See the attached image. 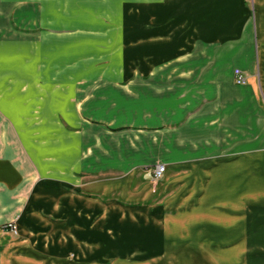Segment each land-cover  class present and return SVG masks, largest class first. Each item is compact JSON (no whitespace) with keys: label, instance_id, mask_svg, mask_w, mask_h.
Wrapping results in <instances>:
<instances>
[{"label":"crops","instance_id":"crops-1","mask_svg":"<svg viewBox=\"0 0 264 264\" xmlns=\"http://www.w3.org/2000/svg\"><path fill=\"white\" fill-rule=\"evenodd\" d=\"M55 2L0 0V87L10 84L11 98L25 82L28 92L39 36L43 48L54 49L35 81L44 88L53 83L40 99L45 106L61 100L63 116H84L87 123L64 118L66 125L47 129L52 134L42 141L64 144L53 155L3 119L15 117L14 108H0V264H93V251L100 254L96 242L132 238L121 222L126 217L138 218V237L125 258L161 259L165 244L200 242L217 264H264V0H156L152 13L142 11L139 39L153 52L154 86L138 92L137 109L122 104L137 118L120 126L110 92L98 98L92 86L79 106L65 105L66 93L78 99L76 83H93V7L77 2V14L89 11V24L80 26L81 14L73 15L81 27L73 36L85 30L88 36L68 50L64 39L33 32L51 26ZM57 8L63 13L68 7ZM235 69L245 84H235ZM3 96L0 89V107ZM45 106L48 116L58 115ZM155 164L165 165V173H184L177 179L185 181L187 211L202 215L161 219V195L150 179ZM9 222L16 224V237L2 230ZM116 227L121 237H114ZM214 243L236 247L215 255Z\"/></svg>","mask_w":264,"mask_h":264},{"label":"rangeland","instance_id":"rangeland-1","mask_svg":"<svg viewBox=\"0 0 264 264\" xmlns=\"http://www.w3.org/2000/svg\"><path fill=\"white\" fill-rule=\"evenodd\" d=\"M53 1H57V3H59L53 5V16L55 19L51 26H37L33 29V32L39 35L42 34V37H51L54 40L64 39L61 41L65 42V45L67 44L68 50L74 48L75 42L78 43L81 40L87 41L84 40V36H88L85 34L87 32L86 30L82 33L81 38H78L80 36H73L74 33L79 28H81L80 26L89 24V20L86 18V13L89 11L86 12L80 9L79 14H77V2L80 1L81 5L85 6L86 8L93 7V83H90L87 80H82L81 83H76L75 92L81 93H78V99L74 98L75 101L71 100V94L66 93L67 97L65 100V105L69 107L71 102L73 104L74 102H77V105L81 104L84 101L82 97L88 94L90 91L89 88L93 86V95L97 96L98 98H100L103 94H107L108 92L113 94V98L115 100L114 109L119 110L118 113L116 111L114 112V117L117 119V121H119L117 125L120 126L122 124L130 123L129 121L131 119L137 118L135 117L137 114L132 115L129 111H123V109H121L122 104L130 102L132 103L131 107L134 106L133 109L135 110L137 109V105L139 103V101H137V94H139V91H143L142 87H146L145 90L147 93L153 91L154 69L152 65L149 66L148 61L153 60L154 57L153 52L146 50V46H143L144 44L140 43L141 39H139V37H142L140 29H144V21H142V24H139V14L143 13L142 11H146L145 14L152 13L156 0ZM58 6L60 8L64 6L68 8L66 11L61 13V11H59L57 8ZM147 10H149V12ZM75 14L79 17L81 14L82 18L80 20V26L73 24L75 20L72 19H75L73 17ZM34 37L33 59L35 67L33 69L32 75L34 78L31 80L32 83L29 85L28 92L25 91L26 83H19L17 85L18 94L13 95L10 98L11 93H13L11 92V85L3 84L0 89L2 90L5 97L3 96L1 99L3 107L0 108L2 111H10V109L13 108V110L17 111V115H15L16 118L11 117L10 115H3L4 118H2L5 119L7 123L12 124L13 127L20 126L19 134L21 137L24 139L27 138L29 141L34 140V145H37L39 148H41V151H47V153L49 151L51 154L57 155L58 150L63 148L64 144L55 140L42 141L44 138L48 139V137H50L52 134V131H47V129L55 127L54 125H56L58 122H62L63 125H66L65 119L68 121L72 120L71 123H76L75 125L78 126L87 123V119H85L84 116H82V119L81 117H78L77 119V116L74 117L73 115L71 116L69 114H64L63 116L61 112H64L65 110L63 109V102L61 100L59 102L56 100V98H51L49 105L47 102L45 106L44 101L40 99L43 97L39 95L40 93H44V95L51 93L53 83L51 81H49L48 84L46 83L45 86H47V89L41 85H38L35 83V81L37 82L38 78L44 75L45 72L43 71H45L46 68L41 67V65L43 62H46V60L52 59L51 54L53 53L54 49L51 51L47 48H43L44 44L41 46L40 37L36 35ZM72 62L73 61H69L68 64H71ZM144 64L147 66L146 69L141 67ZM49 69L51 71L57 70L58 67L50 66ZM62 70L63 69H61V71ZM17 74L22 78V76L25 75L24 69L19 68ZM50 75L51 76H49V78L54 76L52 73H50ZM140 95H143V93ZM50 97L53 96L51 95ZM145 101H148V97L146 96ZM44 106H50L51 109H53L52 112H57L58 115L50 114V116H48V113L41 111V108ZM103 111H105V109L101 110V112ZM21 123L23 124L22 126ZM65 128L68 130L70 127L65 126ZM117 140H122V138ZM83 145H87V143H83ZM154 166L150 168V171ZM180 176L184 177V173L181 175L178 174V176L177 174L164 173L160 180L151 181V185L155 187V191L161 195V201L158 203L162 208L160 215L161 219L189 221L193 219V216L202 215V211H187V207L189 206H187L186 200L184 199L185 181L183 180L180 183V180H178ZM150 179L152 180V177ZM170 184L173 185L170 187ZM133 204L134 203H130L131 206L136 205ZM131 215L136 217L138 213L134 211ZM127 219L128 217H126V220H121V222L123 221V224H126L131 228L128 232V236H131L132 238H125L123 241L126 243V245H124V242H116L113 239L112 234H110V239H113L111 243L101 244L100 242H96L93 245V250L99 252L100 254L97 255L93 251V264H217L212 256H210L207 247L200 242L193 244L178 242L176 245L165 244L164 246H166V251L164 254H162L161 259L159 257H150L149 259H138L132 257L125 258L123 257L125 255V251L131 252L133 250L131 248L129 250V247L131 245V247L137 246V241L135 240L137 239L136 237H138V232L136 231L138 218L131 217L128 220ZM121 229L122 228L120 227H116V229H114V237H117L118 234H120L118 236L121 237V233H119ZM105 230V226L100 227L97 229V233L102 235L101 233L103 231L105 232ZM176 231L178 232L180 229H176ZM232 247H236V245H219L214 243L210 244V251L217 255L219 249L224 248L223 250L227 251ZM239 247L240 245H237V248ZM240 251L241 249H239V252ZM257 251L254 253H257ZM101 252L107 253L104 255ZM242 253H244V251ZM208 255L210 258H208Z\"/></svg>","mask_w":264,"mask_h":264},{"label":"built area","instance_id":"built-area-1","mask_svg":"<svg viewBox=\"0 0 264 264\" xmlns=\"http://www.w3.org/2000/svg\"><path fill=\"white\" fill-rule=\"evenodd\" d=\"M234 82L236 85H243L245 84V77L242 75L239 69H235L233 72ZM165 173V166L164 165H156L151 169V177L152 181L160 180ZM3 232L9 236L16 237L18 235L17 227L14 222H9L3 226Z\"/></svg>","mask_w":264,"mask_h":264}]
</instances>
